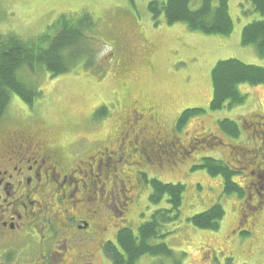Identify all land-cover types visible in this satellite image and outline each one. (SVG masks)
<instances>
[{
    "label": "rangeland",
    "instance_id": "rangeland-1",
    "mask_svg": "<svg viewBox=\"0 0 264 264\" xmlns=\"http://www.w3.org/2000/svg\"><path fill=\"white\" fill-rule=\"evenodd\" d=\"M147 1L0 0V33L15 32L22 38L52 32L51 23L60 13L71 12L77 17L80 12L87 11L94 21L85 30L92 39L85 42L86 52H82L91 61L87 63L81 58L69 72L52 77L45 70H21L19 74L37 82L42 93L34 100L33 109L13 95L6 110L8 116L0 118V124L16 118L24 121L23 117H29L32 122L39 123L36 126L49 132L54 142L61 144L83 136L89 140L108 139V133L119 128L120 113L116 112L115 104H127L136 98L139 104H154L167 128L183 108L202 107L206 110L194 114L195 117L177 133L204 135L207 131L221 136L225 134L219 129V118L236 120L240 113L246 115L249 109H264V85L247 82L238 83L239 91L246 93L244 102L214 110L208 107L212 92L210 70L216 60L237 57L264 66V55L258 54L253 44L240 41L244 19L238 16H241L242 0H228L233 27L226 41L220 35L189 31L182 22L167 24L161 16L155 23L147 10ZM198 3L199 0H194L193 5ZM197 122L204 127L198 128ZM203 145L200 155L204 156L227 148L223 143L214 147ZM216 157L225 156L219 153ZM190 162L189 157L176 156L170 163L151 168L160 179L184 183L179 216L166 224L169 233L163 241L176 255L182 256L185 252L183 264H225L227 255H232L226 258L229 264L248 261L246 244L237 242V233L231 231L239 214L240 197L221 191L220 176L201 168L189 170ZM151 170L148 169V174ZM148 192L144 184L140 185L135 206L127 215L131 224L143 220L136 215L138 211L144 210L147 216L153 208L166 204L165 198L158 204H150ZM216 200L224 208L217 229L199 228L187 220L188 216L206 209ZM110 230L107 235L113 237ZM242 240H249V236ZM159 259L165 263L168 258L143 254L137 264H156ZM94 260L100 264L101 256L96 254Z\"/></svg>",
    "mask_w": 264,
    "mask_h": 264
},
{
    "label": "flooded vegetation",
    "instance_id": "flooded-vegetation-1",
    "mask_svg": "<svg viewBox=\"0 0 264 264\" xmlns=\"http://www.w3.org/2000/svg\"><path fill=\"white\" fill-rule=\"evenodd\" d=\"M157 115L154 104L133 100L110 138L65 144L30 118L0 124V262L97 264L99 254L106 264L102 245L110 229L115 234L128 220L144 174L153 176L152 167L191 156L203 143L223 141L210 132L182 139ZM238 127L234 140L224 142L231 177L243 190L244 210L231 231L246 244L244 262L264 264V109L240 113ZM28 250L27 261L18 262L16 253Z\"/></svg>",
    "mask_w": 264,
    "mask_h": 264
},
{
    "label": "trees",
    "instance_id": "trees-1",
    "mask_svg": "<svg viewBox=\"0 0 264 264\" xmlns=\"http://www.w3.org/2000/svg\"><path fill=\"white\" fill-rule=\"evenodd\" d=\"M193 3L194 0H148L146 7L155 23L160 21L161 16L167 24L182 22L189 31L202 34L226 36L232 31L233 17L229 12L228 0H199L197 5ZM240 13L241 16L238 17L244 19L240 31L241 43L253 44L257 53L264 55V0H242ZM72 14L71 12L60 13L51 23V27L54 28L52 32L44 31L27 38H22L15 32L0 33L1 119L8 116L6 110L13 95L19 97L25 106L33 109L34 100L42 93L37 82L26 80L19 74L24 68H27L29 72L45 70L52 77L69 72L81 58H85L87 63L91 61L88 55L84 56L82 52H86L85 42L89 43L90 38L92 39L85 33V30L94 22L92 16L87 11L80 12L77 17H73ZM210 80L212 92L209 109L230 107L246 99V93L238 89L239 82H247L250 85L264 84V66L247 63L237 57L221 58L213 64ZM133 100L120 105V123L125 121V117L122 116L123 109L127 108ZM116 106H118L117 103ZM202 111L204 109L199 106L183 108L176 120L169 122V128L163 122L164 128L174 127L176 133H179L191 116ZM99 114L102 115V113ZM17 120L20 121L19 118ZM32 123L35 126L39 125L37 121ZM218 126L231 137H236L239 132L237 121L230 117L219 118ZM190 135L185 132L184 136L180 135V137L186 139ZM182 155L183 158H191V156ZM216 156H201L194 161L191 158L189 170L201 168L211 175H219L223 192L240 197L243 190L231 177L235 171L225 160L228 156L225 153L224 158ZM145 181L150 188L147 195L148 202L155 205L165 198L166 204L155 207L147 216L142 212L139 217L143 220H139L132 226L119 227L113 237L111 236V239L103 243L102 251L110 264H137L138 258L143 254L168 258L165 263L159 259L156 264H183L185 252L182 256L176 255L163 239L169 233L165 229L166 224L177 220L179 216L184 183L180 180L165 181L159 177H146ZM243 210L242 206L241 214ZM223 215L222 204L214 201L206 209L188 216L187 220L193 226L214 230L220 226ZM25 248L27 247L24 246L23 249ZM29 254V250L25 256L16 253V260L26 262L25 258ZM230 257L231 255L224 257L225 264H229L226 258ZM0 264L3 263L0 262Z\"/></svg>",
    "mask_w": 264,
    "mask_h": 264
}]
</instances>
